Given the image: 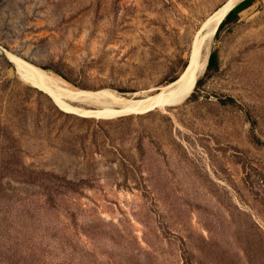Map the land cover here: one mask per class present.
<instances>
[{"label": "rangeland", "instance_id": "1", "mask_svg": "<svg viewBox=\"0 0 264 264\" xmlns=\"http://www.w3.org/2000/svg\"><path fill=\"white\" fill-rule=\"evenodd\" d=\"M236 1L0 0V264H264V0L183 102L143 112L56 98L4 54L138 101Z\"/></svg>", "mask_w": 264, "mask_h": 264}, {"label": "bare ground", "instance_id": "2", "mask_svg": "<svg viewBox=\"0 0 264 264\" xmlns=\"http://www.w3.org/2000/svg\"><path fill=\"white\" fill-rule=\"evenodd\" d=\"M240 1L238 0L220 11L215 18L203 26V33L197 37V45L193 52L192 60L183 77L161 88L156 94L143 96L138 101L135 98H128L113 91L92 92L74 88L62 78L42 68L33 66L14 54H4L16 65L17 74L25 83L45 90L56 98L74 101L91 108L97 115L120 116V114L143 112L155 107L173 105V103L176 105L185 100L199 77L204 73L210 54L208 49L209 45H211L210 42L228 12ZM171 100L176 101L171 104Z\"/></svg>", "mask_w": 264, "mask_h": 264}, {"label": "trees", "instance_id": "3", "mask_svg": "<svg viewBox=\"0 0 264 264\" xmlns=\"http://www.w3.org/2000/svg\"><path fill=\"white\" fill-rule=\"evenodd\" d=\"M252 4H253V0H243L240 3H238L232 10H230L228 12V14L224 18V20L221 22V24L219 25V28L216 32V35L225 26V24L230 23V22H237L239 20V13L241 11L245 10L246 8L250 7ZM218 65H219L218 53L216 50H214L209 55L208 64L206 67V73L211 74V72L214 69L218 68ZM199 83H200V80L197 82V84H199Z\"/></svg>", "mask_w": 264, "mask_h": 264}, {"label": "water", "instance_id": "4", "mask_svg": "<svg viewBox=\"0 0 264 264\" xmlns=\"http://www.w3.org/2000/svg\"><path fill=\"white\" fill-rule=\"evenodd\" d=\"M236 5H237V4H236ZM236 5H235V6H236ZM235 6H234V7H235ZM232 9H233V8H232Z\"/></svg>", "mask_w": 264, "mask_h": 264}]
</instances>
